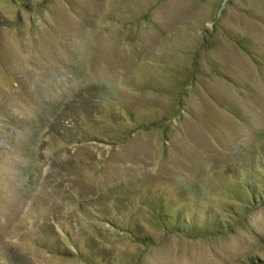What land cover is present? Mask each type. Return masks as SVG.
<instances>
[{
	"label": "rangeland",
	"instance_id": "obj_1",
	"mask_svg": "<svg viewBox=\"0 0 264 264\" xmlns=\"http://www.w3.org/2000/svg\"><path fill=\"white\" fill-rule=\"evenodd\" d=\"M0 264H264V0H0Z\"/></svg>",
	"mask_w": 264,
	"mask_h": 264
}]
</instances>
